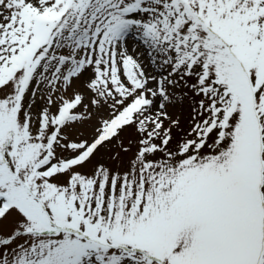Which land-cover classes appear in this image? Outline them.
Masks as SVG:
<instances>
[{
  "label": "snow or ice",
  "instance_id": "obj_1",
  "mask_svg": "<svg viewBox=\"0 0 264 264\" xmlns=\"http://www.w3.org/2000/svg\"><path fill=\"white\" fill-rule=\"evenodd\" d=\"M0 264H264V0H0Z\"/></svg>",
  "mask_w": 264,
  "mask_h": 264
}]
</instances>
